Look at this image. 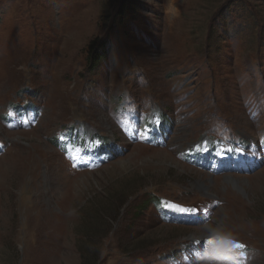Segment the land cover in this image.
<instances>
[{
	"label": "rangeland",
	"instance_id": "obj_1",
	"mask_svg": "<svg viewBox=\"0 0 264 264\" xmlns=\"http://www.w3.org/2000/svg\"><path fill=\"white\" fill-rule=\"evenodd\" d=\"M126 3L0 0V264H264V0Z\"/></svg>",
	"mask_w": 264,
	"mask_h": 264
},
{
	"label": "clouds",
	"instance_id": "obj_2",
	"mask_svg": "<svg viewBox=\"0 0 264 264\" xmlns=\"http://www.w3.org/2000/svg\"><path fill=\"white\" fill-rule=\"evenodd\" d=\"M203 240V246L194 249L190 264H241L240 258L245 256L237 236L227 230L219 220L205 217L197 243Z\"/></svg>",
	"mask_w": 264,
	"mask_h": 264
},
{
	"label": "trees",
	"instance_id": "obj_3",
	"mask_svg": "<svg viewBox=\"0 0 264 264\" xmlns=\"http://www.w3.org/2000/svg\"><path fill=\"white\" fill-rule=\"evenodd\" d=\"M130 0H126V2L128 3ZM126 3V4H127ZM124 4V5H126ZM95 44V45H92L91 46V49H90V54H89V62L90 64H92V66H96L100 60H101V53L99 52V50L101 49V46Z\"/></svg>",
	"mask_w": 264,
	"mask_h": 264
},
{
	"label": "snow or ice",
	"instance_id": "obj_4",
	"mask_svg": "<svg viewBox=\"0 0 264 264\" xmlns=\"http://www.w3.org/2000/svg\"><path fill=\"white\" fill-rule=\"evenodd\" d=\"M169 207L171 208V210L173 211H178V212H187V211H190L189 209L187 208H184L182 206H179V205H169ZM237 247H243V245H237Z\"/></svg>",
	"mask_w": 264,
	"mask_h": 264
},
{
	"label": "bare ground",
	"instance_id": "obj_5",
	"mask_svg": "<svg viewBox=\"0 0 264 264\" xmlns=\"http://www.w3.org/2000/svg\"><path fill=\"white\" fill-rule=\"evenodd\" d=\"M230 180H231V182H233L235 185H240L241 186V183L238 181V180H236L235 178H229Z\"/></svg>",
	"mask_w": 264,
	"mask_h": 264
}]
</instances>
